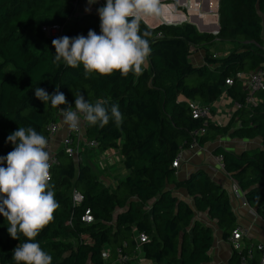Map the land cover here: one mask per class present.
Segmentation results:
<instances>
[{
	"label": "trees",
	"instance_id": "1",
	"mask_svg": "<svg viewBox=\"0 0 264 264\" xmlns=\"http://www.w3.org/2000/svg\"><path fill=\"white\" fill-rule=\"evenodd\" d=\"M75 1L0 0V156L13 150L7 137L20 126H31L47 137L59 110L68 104L75 109L74 93H82L93 104L107 100V106L119 105L123 117L119 126L114 119L103 127L88 123L86 135L97 141L99 150H117L128 173L113 188L89 164L60 150L61 162L50 181L59 208L35 241L53 257L52 264H138L118 261V249L132 254L139 244L137 234L145 232L148 240L141 247L151 264H211L214 229L199 220L197 212L215 220L225 240L242 227L239 216L229 191L207 169L199 167L179 177L173 161L190 147L192 133L203 125L202 119L193 117L189 102L210 104L228 94L242 106L226 125L212 121L198 142L205 145L223 136L261 141L260 146L241 151L218 146L213 153L223 155L224 169L264 219V88L255 92L258 104L251 106L244 82L236 77L238 72L264 68V0H219L217 34L201 31L190 21L156 27L142 21L141 34L151 32L148 66L142 74L130 72L127 77L118 71L86 77L82 64L73 68L63 61L53 63L55 38L45 35L44 25L65 24L68 37L87 36L90 29L100 34L99 14L77 15ZM105 4L100 0L97 7ZM223 40L237 44L224 56L214 57L209 46ZM196 49L205 51L199 64L192 58ZM230 78L233 85L226 82ZM37 86L49 94L58 86L68 104L45 105L34 94ZM74 189L84 196L78 203L72 199ZM88 210L91 222L83 219ZM7 227L0 214V264H16L12 250L27 238L13 239ZM257 248L243 251L246 258L249 250L252 254L249 264H258ZM243 256L233 249L231 264H242Z\"/></svg>",
	"mask_w": 264,
	"mask_h": 264
},
{
	"label": "clouds",
	"instance_id": "2",
	"mask_svg": "<svg viewBox=\"0 0 264 264\" xmlns=\"http://www.w3.org/2000/svg\"><path fill=\"white\" fill-rule=\"evenodd\" d=\"M159 0H106L97 9L100 17V34L89 30L87 36H62L52 40L55 47L53 63L63 61L65 66L77 68L81 64L87 77L91 73L111 75L120 72L127 77L131 72L140 75L150 55L151 32H140L141 22L146 17L158 14ZM89 5L96 0H88ZM85 11H91L86 8ZM35 96L52 107L68 104L66 96L59 91L49 94L42 87H35ZM75 94V110L72 106L62 109L64 123L78 130L83 120L103 127L114 119L122 123L118 104L108 105L107 100L89 102L82 93ZM7 141L14 145L6 156H0V214L6 218L7 231L19 243L12 251L16 264H52L53 257L44 251L35 238L54 219L59 208L50 184L51 157L48 140L35 128L19 127ZM6 164V166H5Z\"/></svg>",
	"mask_w": 264,
	"mask_h": 264
},
{
	"label": "crops",
	"instance_id": "3",
	"mask_svg": "<svg viewBox=\"0 0 264 264\" xmlns=\"http://www.w3.org/2000/svg\"><path fill=\"white\" fill-rule=\"evenodd\" d=\"M168 1L169 0H167L166 3ZM175 1H178L181 4H185V9L187 8L186 10L189 11V8L191 7L190 4V6H187L189 0H187L186 3L185 0ZM208 1L210 0H199L200 3L203 2V4H205L206 6L208 5ZM99 2L100 0H96L95 4H98ZM189 2L191 3V0ZM180 3H178L177 6H175L174 3H167V11L170 15H172L171 17L174 20L183 19V21L181 22H184L189 19L186 15L183 14V11L178 10V7H182ZM196 3H198V0H196ZM91 5H89L88 0H79V7L77 8L76 14L79 15L82 12H87L85 11V9L89 7L91 8ZM216 6L219 7V0H216ZM213 12H217V17L215 16L216 18H214V16H207L206 19H201L200 22L204 23V27L214 28L215 26H220L218 11ZM154 16L158 17L157 15H151L147 16L145 19H149V21H152L154 23L156 21V19H154ZM214 52L217 51L215 50ZM204 55V49H196L192 58L196 63L199 64L203 62ZM145 64H147V60ZM218 101L210 103L213 107L214 113L213 122L219 125H226L233 119L234 113L236 111L235 101L228 94L222 96L221 99ZM238 124L239 121H237L236 125ZM260 145L261 141L259 139H241L232 138L230 136H223L217 140L206 143L204 146V150L198 148L184 147L180 152L181 164L178 168L179 177H186L193 170L199 167H203L209 171L210 175L214 180L222 184L229 191L232 199L233 209L239 216V222L241 223L242 227L247 229L248 231V235L244 239V244L247 248H251L253 246L258 247L260 242L264 243V219L257 213V211L253 207L249 205H244V197L242 193L240 195H236L234 193V182L231 176L224 169V166L222 165L223 163L218 161L217 155H215L213 151L218 146H223L227 149H232L235 151H241L245 148H254ZM105 153L106 156H109V159L112 161L116 160V158L121 157L120 153L117 150H109ZM106 156L105 158H107ZM179 194L188 199L190 202L193 201V199L190 196H187L183 191H180ZM196 216L206 225L212 226L215 230L214 234L216 233L215 242L211 250V264H231L230 258L233 254V248L229 240H225L223 238L222 231L218 227L217 222L211 219L206 213L203 212H197ZM255 252L260 253V250L257 248V250L255 249Z\"/></svg>",
	"mask_w": 264,
	"mask_h": 264
},
{
	"label": "built area",
	"instance_id": "4",
	"mask_svg": "<svg viewBox=\"0 0 264 264\" xmlns=\"http://www.w3.org/2000/svg\"><path fill=\"white\" fill-rule=\"evenodd\" d=\"M79 5V0L75 1V7ZM160 11H162L161 4L158 5ZM183 11V10H181ZM162 22H167L166 20H162ZM182 23V22H181ZM167 24H178L175 23H168ZM65 24L60 23H54V24H47L43 26V32L47 37L50 38H59L64 36L65 34ZM217 34V33H214ZM214 57L218 56V53L214 52ZM236 77L239 80H242L244 82V85L247 89V97L246 102L247 104L251 106H256L258 104V99L255 96V92L261 90L264 88V68H259L256 71L253 72H238L236 74ZM228 85L234 84V78H230L226 80ZM226 95V94H224ZM223 95V96H224ZM220 100V99H219ZM189 106L191 108L192 114L194 118H199L203 120V125L201 128L194 130L192 133L194 139L193 142L190 144L191 148H198L204 150L205 145H200L198 142V137L202 136L207 132V129L210 125V123L214 120V113H213V107L211 104L204 103L199 100H191L189 102ZM242 105L238 101H235V107L240 108ZM75 110V109H73ZM62 120V121H60ZM88 122L83 120L79 126L78 130H72L70 129L63 120L62 116V109L59 110V119L57 121L52 122L49 125V134L47 135L46 139L48 140V151L50 152V163H51V169H50V175H52L53 168L58 165L61 161L58 156V152L60 150H63L65 154L73 157L77 162L83 161L81 154L84 152V149L92 150V149H98V143L96 140H91L86 135V128H87ZM65 131V136L63 139L62 137H59V134H57L60 131ZM55 142V143H54ZM180 153L177 156V158L173 161V166L176 168L180 167L181 164V157ZM217 159L219 162L223 163V155L219 154L217 155ZM223 165V164H222ZM224 166V165H223ZM233 180V179H232ZM234 184V193L236 195H240L243 192L239 188L237 182L233 180ZM244 197V195H243ZM84 198L83 194L79 192L77 189L73 190L72 193V199L74 203H78L82 201ZM244 205H248V203L244 199ZM84 221L91 222L93 221V217L91 216L90 210H88L83 217ZM248 231L247 229L243 227H239L236 230H234L232 236L230 237V244L232 248L240 255L243 256V251L247 249V247L244 244V239L247 237ZM138 239V246L136 247L135 251L132 252V254H128L123 252L122 248L118 249V261L120 262H128V261H136L138 264H151L150 262L147 263L145 259H143V250H142V243L146 242L148 240V235L145 232H141L137 234ZM258 248L261 251V257L258 261V264H264V243L260 242L258 245ZM105 256H108V251H105ZM252 258V254L249 250L248 258L243 256L242 264H249V260Z\"/></svg>",
	"mask_w": 264,
	"mask_h": 264
},
{
	"label": "rangeland",
	"instance_id": "5",
	"mask_svg": "<svg viewBox=\"0 0 264 264\" xmlns=\"http://www.w3.org/2000/svg\"><path fill=\"white\" fill-rule=\"evenodd\" d=\"M189 1L187 3V6H190ZM214 1H215V5H216V0H214ZM194 2L196 3L195 0H194ZM167 3H174L175 6H177L179 2L169 0ZM208 5L211 7H215L214 3H213V5H210L209 1H208ZM97 9H98L97 4L94 3L93 5H91V11L98 13ZM178 10L179 11L183 10V12H184L183 14L186 15L187 17L188 16H194L192 13L188 12L187 10H186V12L184 11V9L179 8ZM201 12H204L203 7L201 8ZM155 15H157L160 20H163V19L164 20H170L171 16H172L168 13V11H165V12L159 11V13L155 14ZM74 19H75V16L70 20V22H72ZM174 21H177V23H180L181 21H183V19L182 20L176 19ZM186 21H189V20H186ZM236 44L233 43L232 41H229V40L217 41V43H215L214 45L209 46V49L211 52H214L216 50L217 51L216 53H218L219 56H224L225 54L232 51ZM219 52H220V54H219ZM147 66H148V61H147V64L143 65L142 67L145 68ZM218 102H220V101H218ZM60 121H62V120H60ZM57 134H59V137H62L61 139H63L66 133L63 130V131L58 132ZM105 152L106 151L99 150V149H92L90 151L87 149H84V152L81 154V157H82L83 162L89 164L104 182L106 181L108 183H111V185L114 188L116 186L117 182L119 181V179L124 178L126 176V174L128 173V169L125 167V164H124L121 157L116 158V160L112 161L109 159V156L108 157L106 156ZM109 154H111V153H109ZM105 156L107 158H105ZM214 232H215V230H214ZM214 236H216V233L214 234ZM142 258L145 259L144 256ZM147 263H149V262H147Z\"/></svg>",
	"mask_w": 264,
	"mask_h": 264
},
{
	"label": "water",
	"instance_id": "6",
	"mask_svg": "<svg viewBox=\"0 0 264 264\" xmlns=\"http://www.w3.org/2000/svg\"><path fill=\"white\" fill-rule=\"evenodd\" d=\"M166 1L167 0H160L158 2V5L161 4V6H162V12L167 11V4L165 3ZM173 1H175V0H173ZM186 1L187 0H185V3H186ZM180 5L182 7H184L185 4H183V3L181 4L180 3ZM190 5H191V7L189 8L188 12L192 13L191 12V10H192L193 11L192 14L194 15L189 20L190 22L196 24L199 27V29L201 31H204V32L218 33L220 31V26H215L214 28H212V27L211 28H207V27L203 26L204 23L200 22L201 19H203V18L206 19L207 16H214V18H216L217 17V12L215 13L213 11H218L219 7L216 6V7L213 8V7L209 6V5H207V6L205 4L201 5L199 0H198V3H195L194 0H191ZM200 7H203L204 12H201ZM146 21H147L146 23L149 26H151V27H156V26H158V25H160L162 23H167V22H162V20H160V19H157L154 23L152 21H149V19L148 20L146 19Z\"/></svg>",
	"mask_w": 264,
	"mask_h": 264
},
{
	"label": "bare ground",
	"instance_id": "7",
	"mask_svg": "<svg viewBox=\"0 0 264 264\" xmlns=\"http://www.w3.org/2000/svg\"><path fill=\"white\" fill-rule=\"evenodd\" d=\"M188 19L190 20L191 19V16H188ZM168 23H175L177 21H174V19L171 17L170 20H166Z\"/></svg>",
	"mask_w": 264,
	"mask_h": 264
},
{
	"label": "flooded vegetation",
	"instance_id": "8",
	"mask_svg": "<svg viewBox=\"0 0 264 264\" xmlns=\"http://www.w3.org/2000/svg\"><path fill=\"white\" fill-rule=\"evenodd\" d=\"M182 8L185 9V7H182ZM180 9H181V8H180ZM186 9H187V8H186ZM186 9H185V10H186Z\"/></svg>",
	"mask_w": 264,
	"mask_h": 264
}]
</instances>
